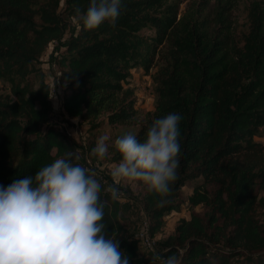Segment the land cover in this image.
I'll use <instances>...</instances> for the list:
<instances>
[{"label": "trees", "instance_id": "trees-1", "mask_svg": "<svg viewBox=\"0 0 264 264\" xmlns=\"http://www.w3.org/2000/svg\"><path fill=\"white\" fill-rule=\"evenodd\" d=\"M164 1L150 0L159 6ZM35 3L0 0V62L10 73L23 74L67 27L55 13V0L39 7L37 24ZM65 4V10L83 20L90 0ZM137 4L121 0L115 28L105 21L89 30L82 21L62 59L63 111L71 118L95 119L107 113L112 124L140 123L134 134L140 141L154 120L180 114L178 178L163 206L162 197L146 185L148 231L152 236L160 230L162 216L175 207L181 187L198 175L215 189L209 196L196 185L188 200L193 206L211 204L215 214L204 218L192 213L182 219L166 237L163 251L144 258L138 253V238L127 235L118 218V200L101 185L105 237L119 241L129 264H162L171 255L177 264H264V228L255 217L253 193L257 185L264 189V143L255 140L264 125V0L249 4L250 26L241 47L234 32L233 0H200L198 7L187 8L178 18L174 12L161 22L171 62L159 72L156 105L142 122L137 121L132 91L121 83L120 64L127 54L124 40L141 24L133 14ZM48 118V87L43 81L28 97L19 95L17 101L0 105V186L34 178L40 168L67 158L68 142L52 127H42ZM109 152L113 162L121 161L114 147Z\"/></svg>", "mask_w": 264, "mask_h": 264}, {"label": "clouds", "instance_id": "clouds-1", "mask_svg": "<svg viewBox=\"0 0 264 264\" xmlns=\"http://www.w3.org/2000/svg\"><path fill=\"white\" fill-rule=\"evenodd\" d=\"M121 0H90L84 26L94 30L107 21L116 27ZM180 114L171 113L152 122L143 141L125 133L114 141L122 157L111 171L113 184L105 191L111 199L122 196L124 181H142L162 199L177 180ZM108 136H101L92 154H108ZM67 158H57L40 168L35 177L0 186V264H129L119 241L105 237L101 184L89 170ZM159 259V258H157ZM162 264H177L175 255Z\"/></svg>", "mask_w": 264, "mask_h": 264}, {"label": "rangeland", "instance_id": "rangeland-1", "mask_svg": "<svg viewBox=\"0 0 264 264\" xmlns=\"http://www.w3.org/2000/svg\"><path fill=\"white\" fill-rule=\"evenodd\" d=\"M133 1L138 2L132 7L133 14L141 24L136 25L124 40L123 45L127 54L126 59L120 63L124 71L121 83L132 91L137 121L142 122L151 115L156 105L159 72L171 62V48L167 33L163 32L164 24L161 22L168 21L174 16V12L178 18L187 8L198 7L200 0H165L161 6L151 5L150 0ZM233 1H235L232 9L234 32L237 44L241 47L250 26L249 4L252 0ZM47 4L52 5V0H36L33 8L37 12L39 7ZM65 8V0H55V13H58L67 24L63 35L49 42L39 58L29 65L23 74L6 71L0 62V105L17 101L19 95L28 97L38 90L39 82L43 81L48 87L49 118L47 124L42 127L50 126L61 134L70 146L69 152L73 154L69 162L87 168L89 174H94L105 191L113 184L112 169L119 164L111 160L109 148L114 147V141L118 136L129 132L135 134L140 123L112 124L107 121V113H102L95 119L71 118L64 113L62 98L66 92L59 83L60 71L63 69L62 59L67 55L69 40L78 34L83 21L80 15L70 14ZM34 18L37 24L41 23L39 12ZM34 104L35 107H39L36 100ZM101 136L109 137L106 141L108 154L103 159L92 154V149ZM255 140L264 143V125L259 129ZM196 185L203 186V192L209 196L215 189L214 183L205 181L201 175L189 179L179 190L175 207L164 212L161 228L152 236L148 231L147 217L143 209L146 185L142 181H124L118 186L122 193L118 200V218L126 228L127 235L135 238L143 232L151 242L150 246H144L138 239V253L141 257L158 255L163 251L166 237L174 233L175 226L182 219H189L192 213L204 218L214 213L209 203L195 206L190 204L188 198ZM253 193L256 195L255 217L264 228V189L257 185ZM216 248L222 249L220 245Z\"/></svg>", "mask_w": 264, "mask_h": 264}, {"label": "built area", "instance_id": "built-area-1", "mask_svg": "<svg viewBox=\"0 0 264 264\" xmlns=\"http://www.w3.org/2000/svg\"><path fill=\"white\" fill-rule=\"evenodd\" d=\"M141 243L144 245V246H150V240L148 239V236L145 234V233H140L137 237Z\"/></svg>", "mask_w": 264, "mask_h": 264}]
</instances>
